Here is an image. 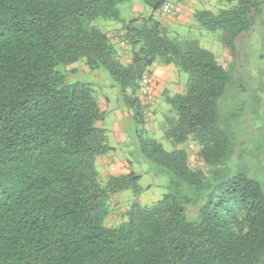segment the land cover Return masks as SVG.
Instances as JSON below:
<instances>
[{"label": "trees", "instance_id": "trees-1", "mask_svg": "<svg viewBox=\"0 0 264 264\" xmlns=\"http://www.w3.org/2000/svg\"><path fill=\"white\" fill-rule=\"evenodd\" d=\"M124 1L0 0V264H264V189L244 170L230 173L234 145L219 125L232 65L196 41L168 36L152 15L169 0H142L152 15L128 22L118 9ZM235 1L193 18L221 33L236 64L238 39L264 0ZM98 19L119 23V34L95 26ZM79 61L109 74L141 127L142 158L169 175L160 200L132 203L118 225L107 224L111 197L138 196L140 175L105 178L97 169L112 151L106 113L91 83L67 84L59 70ZM156 65L188 75L183 93H163L171 151L142 136L153 101L141 91Z\"/></svg>", "mask_w": 264, "mask_h": 264}, {"label": "rangeland", "instance_id": "rangeland-1", "mask_svg": "<svg viewBox=\"0 0 264 264\" xmlns=\"http://www.w3.org/2000/svg\"><path fill=\"white\" fill-rule=\"evenodd\" d=\"M187 1L169 0L175 9L181 2ZM235 3V0L231 3L227 0H191L188 4L194 11H209L217 15L220 10ZM118 9L121 20L126 22L135 14L138 17L152 15L150 8L142 0H126L118 5ZM152 16L166 28L170 38L178 41H196L202 49L213 53L219 64L224 67L232 65L227 92L218 102L220 128L234 145L232 153L234 162L231 163L229 170L232 174L238 170H244L249 178L258 181L264 189V5L260 14L255 16L248 33L238 39L236 64L232 63L224 51L220 40L221 33L211 32L202 27L193 16L188 22L174 20L171 18L172 14L164 16L166 19L161 17L160 12ZM94 25L105 30H108L110 26L121 28L119 23L101 19L96 20ZM115 47L120 50L119 44L116 43ZM59 70L65 74V83H91L97 97L108 100V111L104 121L106 128L111 130L115 112L123 106L118 89L113 86L109 74L104 70H89L84 66L83 61L69 67L60 66ZM172 80L173 84L170 83L167 91L160 94L156 107L153 106L156 103L152 104L151 118L142 128L143 138L156 140L166 151H171L174 147L163 136V119L170 110L163 93L169 96L183 93L187 86L188 75L183 72L177 74L174 72ZM118 125L122 131L120 138L123 141L117 143L115 137L107 136L112 151L105 157L112 158L116 163L128 162L131 171L140 175L138 185L141 193L135 196L132 191L124 190L111 197L110 207L113 208L107 220L109 226L118 225L122 220L123 211L127 210L132 203L149 205L160 200L168 192L169 184L168 173L144 160L140 154L137 131L141 130V127L135 124L130 115L124 116L122 122L118 121ZM194 151V148L190 146L188 154L193 165L198 164ZM97 169L99 170L98 165ZM101 180L103 183V179H100V182Z\"/></svg>", "mask_w": 264, "mask_h": 264}, {"label": "crops", "instance_id": "crops-1", "mask_svg": "<svg viewBox=\"0 0 264 264\" xmlns=\"http://www.w3.org/2000/svg\"><path fill=\"white\" fill-rule=\"evenodd\" d=\"M191 0H188L186 3L185 2H181V4L178 6V8H174L173 6V10L171 12L172 19L174 20H178L180 22H188L189 18L191 16L194 15L195 12L192 10V8H190L189 6V2ZM195 1V0H193ZM161 13V17L163 19H166V15H163ZM134 18H137L138 15L135 14L132 16ZM131 19V20H132ZM130 21V20H129ZM126 22V21H124ZM168 22V21H167ZM120 29V28H119ZM116 26H110L108 27V31L110 33L111 37L116 36L117 34H119L118 30H119ZM115 42L117 44H119L120 46V50L122 52V55L124 56V60L127 62L130 58V53L128 51V47L126 46V44L124 42H121L117 39H115ZM172 72L164 67V66H160V65H156L155 67H153L150 70V74L149 77L152 78L153 83L150 87H148V91H149V99H151L153 101V106L156 107L157 102H158V98H160V94L163 91H167V88L170 86V83L173 84V80H172ZM100 100V109L102 111H104L105 113H107L108 108H107V102L108 100L106 98L104 99H99ZM153 113L155 114V108L153 109ZM125 117H129L128 112L126 111V109L124 107H122V109L119 108V111L115 112V118L112 122V129L108 130L105 126V121L103 122V126L106 129V136H113V138L115 137V141L117 143H120L121 141H123V139L120 138V134L122 131H120V126L118 125V121H123V118ZM108 138V137H107ZM108 143L109 140L107 139ZM98 168L99 171L101 172L103 177H107L109 175H119V174H127L131 171L130 169V165L128 162H120V163H116L112 158L110 157H103L100 158L98 160Z\"/></svg>", "mask_w": 264, "mask_h": 264}, {"label": "built area", "instance_id": "built-area-1", "mask_svg": "<svg viewBox=\"0 0 264 264\" xmlns=\"http://www.w3.org/2000/svg\"><path fill=\"white\" fill-rule=\"evenodd\" d=\"M172 10H173V6L171 3L168 2V3L164 4V6L162 7L161 13L163 15H169V14H171ZM144 81L147 84V86L142 89L141 97H144V101L147 103L148 99H149V96L147 95V94H149L148 87H150L152 85L153 80L150 77H145Z\"/></svg>", "mask_w": 264, "mask_h": 264}]
</instances>
